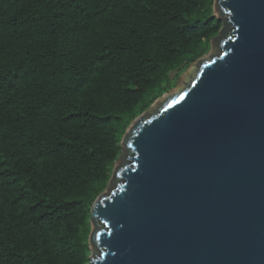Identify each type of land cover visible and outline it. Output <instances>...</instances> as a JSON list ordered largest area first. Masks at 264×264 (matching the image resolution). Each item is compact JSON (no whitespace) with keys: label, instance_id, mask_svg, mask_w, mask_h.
Listing matches in <instances>:
<instances>
[{"label":"trees","instance_id":"obj_1","mask_svg":"<svg viewBox=\"0 0 264 264\" xmlns=\"http://www.w3.org/2000/svg\"><path fill=\"white\" fill-rule=\"evenodd\" d=\"M215 0H0V264H88L124 136L177 90Z\"/></svg>","mask_w":264,"mask_h":264},{"label":"water","instance_id":"obj_2","mask_svg":"<svg viewBox=\"0 0 264 264\" xmlns=\"http://www.w3.org/2000/svg\"><path fill=\"white\" fill-rule=\"evenodd\" d=\"M216 3L221 52L129 128L88 264H264V0Z\"/></svg>","mask_w":264,"mask_h":264},{"label":"rangeland","instance_id":"obj_3","mask_svg":"<svg viewBox=\"0 0 264 264\" xmlns=\"http://www.w3.org/2000/svg\"><path fill=\"white\" fill-rule=\"evenodd\" d=\"M214 13L218 18L222 20L221 29L230 28L229 24L226 25L223 23V20L227 19V15L223 13L218 3L214 4ZM218 35L217 37L210 40L209 49L207 53L196 64H194L192 67H190L186 71V73L184 74L183 84L177 90L165 96L163 100L156 102V104L148 111L149 113H154V112L159 111V109L162 108V106L165 103H167L173 95L182 91V89H184L197 76L203 62L209 61L213 56L219 55V53L221 52V44L224 40V36H223L224 34L221 33L219 37ZM128 157H129V149H128L127 143L122 142L121 148H120V154L112 169V172L114 170L115 173L111 172L112 174H111L110 181L108 183L107 191H110L115 188L114 184L112 183V180L115 179V174L119 171V169H121L124 164L128 163ZM95 230H96V226L92 224V231H95ZM98 254H99L98 252L95 253V256H97Z\"/></svg>","mask_w":264,"mask_h":264}]
</instances>
